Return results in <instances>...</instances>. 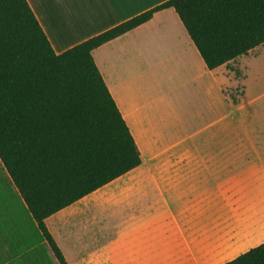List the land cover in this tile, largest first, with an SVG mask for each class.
<instances>
[{
	"label": "trees",
	"instance_id": "trees-1",
	"mask_svg": "<svg viewBox=\"0 0 264 264\" xmlns=\"http://www.w3.org/2000/svg\"><path fill=\"white\" fill-rule=\"evenodd\" d=\"M168 9L210 71L264 45V0H169L58 55L27 0H0V162L58 264L47 219L143 163L93 52ZM225 264H264V243Z\"/></svg>",
	"mask_w": 264,
	"mask_h": 264
},
{
	"label": "rangeland",
	"instance_id": "rangeland-1",
	"mask_svg": "<svg viewBox=\"0 0 264 264\" xmlns=\"http://www.w3.org/2000/svg\"><path fill=\"white\" fill-rule=\"evenodd\" d=\"M166 20L171 32H140L126 52L112 57L103 50L99 62L103 72L106 68L115 73L123 99L133 107L128 108L133 113L129 128L145 162L142 168H177L176 156L185 154L189 159L181 167L206 170L221 184L216 213L225 232L219 236L217 255L208 260L206 255L149 257L145 250L132 253L127 244L122 257L110 250L81 258L65 249L69 264H223L264 243V45L231 62L234 71L226 66L210 71L185 29L183 51L176 40V22L173 17ZM147 150L155 151L149 159ZM4 170L0 162V216L7 222L13 220V210L21 212L23 202ZM129 175L90 195L74 213L49 223V230L58 236L59 221L84 217L91 221L85 234L96 240L104 236L111 244L115 209L124 200L121 190L128 186ZM121 211L128 216L126 208ZM27 216L20 215V223L31 235L40 236ZM39 248L44 252L12 257L0 247V264H58L46 244Z\"/></svg>",
	"mask_w": 264,
	"mask_h": 264
},
{
	"label": "crops",
	"instance_id": "crops-1",
	"mask_svg": "<svg viewBox=\"0 0 264 264\" xmlns=\"http://www.w3.org/2000/svg\"><path fill=\"white\" fill-rule=\"evenodd\" d=\"M27 1L54 51L59 55L169 0ZM166 17H173L176 22L179 28L176 40L178 44H182L184 51L183 29L185 28L176 12L168 9L155 14L150 22L93 52L95 62L109 91L130 128L133 126V113L128 108L133 107L128 106L123 99L119 84L114 81L115 73L106 68L103 72L99 55L103 50L109 51L112 57L126 52L125 49L131 48L129 46L131 41L134 38L136 40V35L143 31L149 32L157 28L161 33L171 32L170 23ZM147 47L148 43L145 44L146 55H148ZM222 68L214 71H220ZM153 154L155 151L149 150L148 159ZM176 157V161L180 162L177 168L144 169L142 167L145 162L142 158L141 167L129 173V184L123 191L121 190L124 200L119 205L117 204L115 209V220L112 223L114 236L111 244L103 235L102 239L96 240L85 234L89 231L86 225L91 224L87 218L72 216L66 221H59L58 236L51 233L60 238V241L55 240L64 255L67 254L65 249L70 256L81 258L105 255V251L113 250V256L122 257L126 254L125 248L129 244L132 253L135 252L137 255L145 250L149 257L170 256L191 259L206 255L204 257L208 260L216 256L219 249V236L225 232V223L222 222L220 225L221 220L216 213L221 184L218 185L217 178L213 180L206 170L181 167V163L189 159L185 154H179ZM7 177L11 181L9 176ZM108 187L109 185L103 188V191H106ZM99 191L95 193H100ZM126 193L128 197L125 196ZM17 197L21 199L18 192ZM88 197L47 219V225L59 219L66 212L74 213L77 206ZM123 207L129 213L128 216L121 211ZM26 212L23 203L21 212L18 209L13 210V220L3 222V217L0 216V247L9 256L25 257L44 252L39 248L43 244L40 236L31 235L19 221L20 215L23 217L28 215L27 217L32 220ZM99 232L102 234V231L99 230ZM232 260L234 259L230 261Z\"/></svg>",
	"mask_w": 264,
	"mask_h": 264
}]
</instances>
